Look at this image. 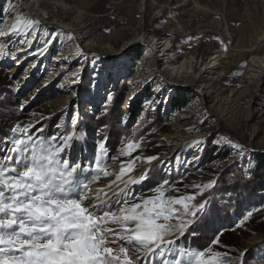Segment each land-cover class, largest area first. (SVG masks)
I'll return each instance as SVG.
<instances>
[{
  "label": "rangeland",
  "instance_id": "obj_1",
  "mask_svg": "<svg viewBox=\"0 0 264 264\" xmlns=\"http://www.w3.org/2000/svg\"><path fill=\"white\" fill-rule=\"evenodd\" d=\"M16 1L0 0V34L6 12ZM24 1L46 17L50 33L38 35L34 28L22 36L30 46L29 59L22 66L15 65L18 58L12 60L20 45L0 55V142L18 134L13 128L28 124L35 125L33 133L42 127L38 135L45 137L75 133L69 155L82 164L80 179L92 188L113 180L121 162L135 156L160 158L151 164L137 161L135 171L145 167L142 172H148L147 180L130 186L137 195H154L151 190L164 181L169 182L170 196L177 195L174 189L183 195L198 191L192 185L215 181L197 197V202H207L205 212L178 243L203 248L219 233L220 243L212 247L227 253L226 264H239L242 253L246 264H264V185L249 183L242 176L254 168L252 156L264 154V72L255 81L248 79L252 57L264 58V0ZM55 19L75 27L87 23L96 36L87 39L93 43L90 52L64 56L65 37L54 35ZM144 32L168 38L176 62L193 59L196 71L219 56V73L197 81L165 83L160 92L156 83H150L141 93H132L137 71L147 66V50L142 44L122 50ZM35 59L41 64L30 68ZM73 80L79 84L69 85ZM180 91L189 98L178 113L171 104ZM109 95L111 102L106 99ZM211 107L220 109L206 115ZM195 113L199 118L193 116L189 122L200 119V123L192 125L191 134H207L204 144L182 159L172 156L176 145L168 136L175 133L181 115ZM221 137L247 151L238 155ZM127 140L142 141L140 149L132 157L109 159L107 167L113 175L98 174L94 165L98 142L105 143L110 158L119 156ZM4 147L0 143V149ZM4 154L0 151V157ZM166 155L169 159H164ZM250 211L252 216L245 219ZM193 229L196 236L188 234Z\"/></svg>",
  "mask_w": 264,
  "mask_h": 264
},
{
  "label": "snow or ice",
  "instance_id": "obj_2",
  "mask_svg": "<svg viewBox=\"0 0 264 264\" xmlns=\"http://www.w3.org/2000/svg\"><path fill=\"white\" fill-rule=\"evenodd\" d=\"M39 23L17 16L12 32L27 34ZM106 99L111 102L113 97ZM34 127L17 126L12 130L17 135L0 142L5 144L0 149L5 153L0 157V264H226L227 253L212 247L220 243L219 233L203 248L178 243L205 212L207 202H197V197L215 181L192 185L198 191L183 195L174 189L177 195L172 196L167 194L169 182L164 181L151 190L154 195H137L130 186L148 179L147 171L131 175L137 161L151 164L160 158L135 156L121 162L107 191L94 192L80 179L82 164L69 155L75 133L45 137L38 135L42 127L31 132ZM221 140L240 156L247 151L227 137ZM141 143L127 140L119 156L109 158L105 143L98 142L96 172L113 175L108 160L132 157ZM251 216L250 211L245 219ZM188 234L197 235L194 229ZM245 255L239 264H246Z\"/></svg>",
  "mask_w": 264,
  "mask_h": 264
},
{
  "label": "bare ground",
  "instance_id": "obj_3",
  "mask_svg": "<svg viewBox=\"0 0 264 264\" xmlns=\"http://www.w3.org/2000/svg\"><path fill=\"white\" fill-rule=\"evenodd\" d=\"M6 16L7 20L0 34V51L6 55L13 45H20L12 54V60H14V57L18 58L15 65L22 66L26 64L29 59L30 46L23 43V40H25V38H22L25 34L24 32H12V26L16 22V17L23 16L25 19L34 18L35 20H38L40 22L39 25L34 27L36 30L38 29V35H48L50 33V23L46 20V17L42 16L35 9L33 5L27 4L24 0H17L15 4L11 5L6 12ZM52 22L53 23L51 24H55L53 26L55 28L54 35L63 33L65 37L62 44L65 50L64 56L75 55L74 53L76 52L79 54L83 51L90 52L91 49L89 48L93 46V43L87 39L90 38L91 40H95L96 36L92 33L87 23L82 22L75 27L72 24H67L56 19ZM70 36L72 38H69ZM136 44H142L146 47L147 57L145 60L147 66L144 70L142 67V69L137 71L134 79V85H136L137 88L134 89L132 93H141L143 88L150 83H156V91L160 92L162 87L165 86V83L175 84L183 81L188 82L191 78L194 79V81L202 80L205 77L212 78V76L215 77L220 70L219 56L211 57L207 62L200 66L198 71L195 70L193 59H185L181 62H176L175 50L171 47V41L168 38L155 36V34L153 35L147 32L139 34L128 43L124 44V47L122 46V51L129 50ZM32 54L37 55L38 53L34 52ZM55 61L59 60L56 59ZM41 62L42 60L35 59L29 66L30 68H38ZM100 65L102 64L100 63ZM248 71V79L254 81L258 79L264 72V58L260 59L253 56ZM68 84L71 86H77L79 82L73 80ZM130 104L131 103L127 106L130 107ZM216 104H220L219 100L216 101ZM213 107L209 108L205 114L211 115L220 109V107L217 109H213ZM199 115L200 114L196 113L192 115L185 114L178 118L175 133L168 136V138L176 145L172 150V156L177 155L178 158L182 159L191 151V149L199 148L204 144L207 134H191V129H193L192 125L200 123V119L196 121L194 120L193 123L195 124H193L189 122V118H192L193 116L199 118ZM180 122L184 123L180 124ZM255 135L254 136L257 137L258 133H255ZM197 141H201L202 143L197 144ZM169 157L170 156L166 155L164 159H169ZM144 169L145 167H141L137 171L131 173V175L138 176ZM118 171L119 170L116 169L114 175L117 174ZM111 181H107L102 185H96L92 189L94 192L101 188L107 191L106 185Z\"/></svg>",
  "mask_w": 264,
  "mask_h": 264
},
{
  "label": "trees",
  "instance_id": "obj_4",
  "mask_svg": "<svg viewBox=\"0 0 264 264\" xmlns=\"http://www.w3.org/2000/svg\"><path fill=\"white\" fill-rule=\"evenodd\" d=\"M3 7L0 4V25L3 22ZM185 91L178 92L176 99L172 102L171 106L176 112H181L188 102ZM253 167L247 173H243V178L249 183L254 182L258 186L264 185V154L252 156Z\"/></svg>",
  "mask_w": 264,
  "mask_h": 264
}]
</instances>
